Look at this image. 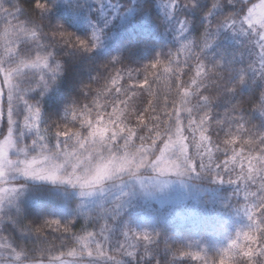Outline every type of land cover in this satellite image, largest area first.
I'll return each mask as SVG.
<instances>
[{"label": "trees", "instance_id": "16d2710c", "mask_svg": "<svg viewBox=\"0 0 264 264\" xmlns=\"http://www.w3.org/2000/svg\"><path fill=\"white\" fill-rule=\"evenodd\" d=\"M39 2L46 5L45 9L35 7L37 0H0V46L6 36L17 34L24 37L19 45L21 55H45L50 59L56 75L49 90L41 88L28 98L40 109L42 126L49 129L50 145L55 140V127L69 122L66 119L69 110L86 102L91 104L98 89L105 91L95 97L97 103L107 104V111L111 112L109 101L116 95L115 87L129 90L128 96L121 93V98L131 105L124 117L125 124L135 132L131 144L140 146V136L155 137L156 126L160 124L163 130V124L168 123L162 111L165 99L169 103V113L172 112V98L179 100L172 85L183 83L190 92L194 90L191 79L195 77L197 61L189 59L190 68L184 63L190 56L196 57L205 68L202 76L196 79L203 81L200 91L209 100L189 99L211 114L213 159L218 156L223 164L231 156L232 147L237 149L239 156L240 148L244 147L239 142L227 146L228 155L225 156V146L217 140L222 141L229 132L236 134L241 126L242 138L261 143L264 138V77L252 37L230 28L231 23L243 20L256 0ZM166 2L171 3V10L165 6ZM24 22H29L31 29ZM5 29L9 31L2 35ZM32 30L37 33L35 37ZM77 41H83L87 48L80 47ZM158 60L162 63L156 67L154 63ZM150 64L154 69L146 68ZM171 68L182 70L179 80L169 73ZM118 74L120 79L114 87L112 79ZM145 76L148 83H144ZM148 88L155 96L149 95ZM133 91L135 96H132ZM150 102L157 105V111L149 108ZM123 107L117 104V109ZM139 115H144L143 122L138 119ZM155 116L160 120L153 119ZM202 137L207 140L201 133L199 139ZM144 144L151 145V140ZM162 145L157 138L156 147ZM216 148L222 151L216 152ZM196 149L199 151V141ZM245 151L247 154V149ZM194 152L190 144V154ZM235 168L231 174L220 169L219 177L215 176V169L213 173L199 172L195 182L210 190L201 198L198 212L205 215L206 220L193 216V220L181 221L173 216L154 215L137 223V229L129 232L127 241H123L120 227H125L130 217L134 222V215L121 214L118 201L84 209L80 206V198L68 189L59 192L48 184L19 181L27 186L31 202L3 215L1 235L27 263L41 262L40 254L49 256L48 261L43 262H54L62 242L65 252L69 247L79 250L81 246L75 241L93 233L91 239L104 244L106 237L113 238L103 248L123 258L124 264H249L247 257L264 250V214L257 217L260 211L256 208L260 201L255 196L258 186L239 180L236 174L240 171L239 163ZM261 176H264V166L248 169L249 179L255 178L257 185ZM220 179L223 182L218 181ZM229 180L238 182L230 183ZM137 218L139 222V215ZM49 220H57L60 225L44 224ZM65 227L70 237L75 234L71 244L64 240ZM227 257L230 262L226 261ZM253 264H264V256L254 258Z\"/></svg>", "mask_w": 264, "mask_h": 264}, {"label": "snow or ice", "instance_id": "6c2138e0", "mask_svg": "<svg viewBox=\"0 0 264 264\" xmlns=\"http://www.w3.org/2000/svg\"><path fill=\"white\" fill-rule=\"evenodd\" d=\"M37 9H45L46 5L39 2L35 4ZM255 10L248 16V24L252 20V16ZM7 23V22H6ZM31 29L29 22H24ZM251 28L261 30L264 26L257 28L256 24H251ZM37 35L36 31L32 30V36ZM63 37L64 34H61ZM24 37L16 36L14 39L8 37L5 40L3 46L0 49L3 50V54L0 55V119L4 117L3 103L6 101L7 104V125L8 130L3 136L0 142L3 143V154L0 155V198L6 195L12 189L4 186L6 178L10 171L14 168L22 173L25 177H34L36 179H47L55 182L57 176L62 172L65 167H70V175L76 178H87V176L93 173L96 168L100 167L103 163H106L109 159L118 161L127 157V150L131 147L135 150L140 151V156L148 157L150 154L154 155L156 151H159L161 159L156 163L147 162L153 170L160 169L164 170H175L178 166L187 168L189 172H204L208 171L213 173L215 169V176H220V169H223L228 174L236 171L235 165L239 163L240 171L237 174L239 180L244 182H252L253 185L258 186V191L255 192V196L259 199V203L256 208L260 209L257 212V217L264 214V176L259 177V183L257 185L254 179H249L248 169L256 166H264V138H261V143L251 139H244L240 135L243 131V127L237 131L236 134L229 132L225 138L217 143H222L225 148L223 149L224 155L227 156V146H234L238 142L244 147L240 148L239 156L236 155L237 149L231 148V156L225 159L223 164L219 162V157L213 159V147L211 141V114L209 111L199 109V105L192 101L189 97L197 99H203L208 101L209 97L203 95L200 91L203 81L198 82L196 78L202 76L205 68L199 62L196 57H188L184 63L188 65L189 59H196V70L195 77L191 79V85L194 86L192 92L189 91L183 83H175L172 86L176 89V96L179 100L172 98V112L169 113V103L165 99L163 106L164 116L167 118L168 123L163 124V130L161 125L156 126V136L148 137L140 136V146L135 147L131 144V141L135 135L132 128L128 127L124 122L127 109L131 107L127 100L121 98L127 97L129 90H123L119 87H115L117 81L120 79L118 74L112 79V84L115 87L116 95L112 96L109 103L111 104L112 111H107V104L100 105L97 103L95 97L104 94L105 89H98L95 93V97L91 99L92 103H83L80 107H74L69 110L70 115L66 118L69 122L65 124H58L55 127L54 136L56 139V150L48 151V136L49 129L41 125V112L40 109L30 104L25 96V93L32 90L31 87V73L26 70L47 67L46 59L35 55L33 57H25L20 54V47ZM80 47L87 48V45L83 41H77ZM183 51V50H181ZM179 55V53H177ZM162 61H156L154 64H161ZM172 61H169L171 64ZM146 68H153V64L146 66ZM177 69L180 65L177 64ZM190 68V66H189ZM172 69V68H171ZM55 71V69H53ZM172 76L176 80L180 79L182 70L179 72L176 69H172ZM21 77L27 82V87H24L21 82ZM131 78V77H130ZM43 80V77L40 78ZM144 83H148V78L145 76ZM143 87V85H141ZM205 90H206V86ZM181 89L183 93L181 94ZM150 96H155L151 88L147 89ZM135 91L132 92V96H135ZM117 104H123L124 107L117 109ZM177 105H179L177 107ZM95 106V107H93ZM149 108L152 111H157V105L149 103ZM98 109V110H97ZM146 111V110H145ZM19 113V115H17ZM27 113V114H25ZM186 113V115H183ZM202 113V114H201ZM23 117L22 122L17 118ZM144 115H139L138 119L143 122ZM153 119L160 120L159 116L153 117ZM217 125L218 122H216ZM17 125L22 126L23 129L35 133L36 139L32 141V146L35 147L37 143L40 145V154L32 156L30 159H24L20 161H14L10 153L17 147V140L21 133L17 129ZM151 131V130H150ZM197 133H202L207 138V146L200 149H196V144L199 141ZM207 133V134H206ZM177 136L183 139V144L187 145V153L182 151L183 145L175 143ZM157 138L161 139L163 146L162 148L155 147ZM151 140V145L145 147L144 142ZM236 143L233 144L232 141ZM194 147L195 152L190 154V144ZM210 149V151L208 150ZM245 149H247V154ZM216 152L222 151L221 148H216ZM205 155L207 159H205ZM235 160V163L233 162ZM156 160V158H155ZM245 162H247L245 164ZM137 165L142 163V159L138 158L136 161ZM246 168V171H245ZM67 179V177H65ZM223 182L222 179L218 180ZM63 182V181H62ZM230 183L238 182L237 180H229ZM44 224H55L60 225L57 220H49ZM43 224V225H44ZM41 225V227H43ZM69 229L65 227L64 240L69 241L71 244L75 238L73 233L70 237L68 233ZM93 237V233L80 236L75 241L76 244L82 246L77 250L76 247H69L65 252L63 251V242L61 243V250L59 254L55 255L57 264H68L64 257L70 258H83V257H102L107 255L103 248L99 245L94 248H90L88 241ZM146 241L147 239L143 237ZM256 248L259 249L260 245L257 243ZM131 255V253H128ZM258 256H264V250L253 252L251 256L247 257L246 260L249 264H253L254 258ZM19 259V254H17ZM49 256L40 254L39 260L43 262L48 261Z\"/></svg>", "mask_w": 264, "mask_h": 264}, {"label": "rangeland", "instance_id": "374dc122", "mask_svg": "<svg viewBox=\"0 0 264 264\" xmlns=\"http://www.w3.org/2000/svg\"><path fill=\"white\" fill-rule=\"evenodd\" d=\"M170 5L171 3L168 2L165 6L167 9L171 10ZM254 10L255 13L248 24V16ZM231 24L230 28L232 30L240 31L241 34L252 37V44L257 53L261 75L264 77V29L257 30L250 27L251 24H256L257 28L264 26V0H256L254 6L241 22ZM8 31L9 29H5L1 34L5 35ZM16 35L17 34H11L10 36H6L3 40V44L8 37L14 39ZM2 54L3 50L0 49V55ZM39 56L46 59L47 67L42 66L41 68L26 70L31 73L30 79L32 90L25 93L26 99L29 103L30 101L28 98L33 92H36L41 88L45 91L49 90L50 82L56 75L55 71H53L50 59L45 55ZM41 77H43V80L40 79ZM20 79L23 86L27 87V82L24 77H21ZM3 108L4 117L3 119H0V140L3 139V136H5L8 130L6 101L3 103ZM17 115H19V113H17ZM17 118L22 122V116ZM17 129L21 135L17 140V147L10 153L11 158L14 161H20L39 155V143H37L35 147L32 146V141L36 139L35 133L23 129L20 125H17ZM175 143L183 145L182 151L187 153V145L183 144V139L181 137L177 136ZM47 144L48 151L56 150V139L51 145L49 144L48 139ZM207 144L208 142L205 138H200L199 150L207 146ZM162 146L158 148H162ZM3 148L4 145L0 142V155L3 154ZM138 158L142 159V163L139 165L136 163ZM160 159L159 151H156L154 155L150 154L148 157L145 156L141 158L139 150L128 149L126 158L118 161L109 159L106 163H103L100 167L96 168L93 173L89 174L87 178H83V174L81 178L73 177L70 175V167H65L57 176L55 182L47 179L25 177L14 168L9 172L6 178V183L4 184L5 187L12 190L0 198V264H57V261L27 263L23 261L20 254L19 259H17L18 253L13 250L9 242L1 235L3 215L7 214L9 211L18 210L21 205L31 202V196L28 193L27 186L19 184V181L35 184H48L54 186L59 192H63V189H68L72 194H75L80 198V206L84 209L110 201H118V209L121 214L127 213L130 215V213H132V215H134V222L130 217L125 223L126 226L120 227L122 233L121 236L124 237L123 241L128 240L130 231L137 229V223L139 224L143 219L145 220L154 215L173 216L175 219L181 221L192 219L193 216H196L198 219L202 218V221L206 220L207 217L198 212L200 210L199 206L201 205V198L206 193L210 192V190L195 182L198 178L199 172H189L187 168L179 166L175 170L161 171L160 169H157L154 171L147 163H156ZM65 177H67V179H65ZM137 215L140 217L139 222ZM89 240L88 244L90 248H92L93 244L95 246L99 245L103 248V246H107V243L112 242L113 238L106 237L105 244L99 240ZM103 250L107 255L102 257H77L68 258L65 259V261H68V264L125 263L123 258L109 254L104 248ZM226 261L230 262V257H227Z\"/></svg>", "mask_w": 264, "mask_h": 264}]
</instances>
